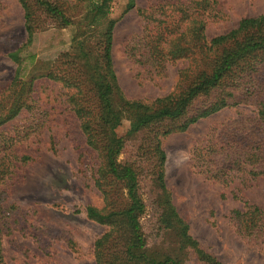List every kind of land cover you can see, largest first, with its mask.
<instances>
[{
  "label": "trees",
  "instance_id": "16d2710c",
  "mask_svg": "<svg viewBox=\"0 0 264 264\" xmlns=\"http://www.w3.org/2000/svg\"><path fill=\"white\" fill-rule=\"evenodd\" d=\"M18 2L27 39L7 54L16 70L9 86L0 90V129L34 113L37 80L46 78L67 91L66 103L79 120L87 145L100 159L95 185L104 197V207L86 208L90 221L108 228L95 242V264H181L173 257L159 259L148 252L141 221L146 204L139 191L143 168L118 159L127 140L138 132L144 134L141 150L150 156L151 180L160 191L156 202L161 229L173 231L181 248L200 263L222 264L192 238L188 224L172 204L162 141L224 110L253 107L254 113L239 114L215 128L207 142L194 150L193 159L201 174L224 185L236 179L246 182L264 177V15L242 19L236 29L209 39L208 25L225 18L216 0H171L147 10L137 9L143 34L128 45V58L157 75H163L167 65L185 64L171 94L144 102L126 99L114 71L117 21L110 17L113 0ZM136 8V0H128L126 13ZM101 22L105 28L92 46L89 35ZM78 23L82 29L70 49L43 73L26 78L28 68L33 66L32 72L38 67L36 56L25 54L37 35L48 26L66 29ZM22 134L29 137L31 132L17 131L15 137L0 134V264L3 233L15 210L4 205L2 187L19 165L32 161L29 156L19 157L12 147ZM234 218L242 235L264 232V212L257 206L246 204L244 211L234 212Z\"/></svg>",
  "mask_w": 264,
  "mask_h": 264
},
{
  "label": "rangeland",
  "instance_id": "374dc122",
  "mask_svg": "<svg viewBox=\"0 0 264 264\" xmlns=\"http://www.w3.org/2000/svg\"><path fill=\"white\" fill-rule=\"evenodd\" d=\"M167 1L171 0H136L137 8L128 13V0H113L111 5L110 17L117 21L113 67L128 100L151 102L171 94L185 65H167L165 73L157 75L127 56L128 45L143 34V21L137 9L147 10ZM216 1L225 18L208 25L209 39L236 29L242 19L264 15V0ZM104 28L103 22L98 23L89 35L92 46ZM81 29L82 24L78 23L66 29L48 26L40 32L25 53L36 56L38 67L32 72L33 66L28 68L26 78L46 71L50 63L70 49ZM26 39L24 13L18 0H0V90L9 86L16 70L7 54L20 48ZM34 90V113L0 129L3 137H15L17 131L29 130L31 135L18 136L12 147L19 157L32 158L28 164L19 165L2 187L4 205L15 207L8 230L3 233L2 264H95V242L108 230L86 216L87 207L103 208L105 203L95 185L100 165L98 153L87 145L80 122L66 103L67 91L61 85L42 78L35 82ZM254 111L250 106L227 109L162 141L166 153L165 182L172 204L188 224L192 238L222 264H264V232L242 235L234 218V212L244 211L246 204L264 212V177L248 178L246 182L236 179L224 185L200 173L193 152L207 142L215 128L239 114ZM143 140L142 132L130 137L118 159H128L143 168L139 191L146 204L141 221L148 252L154 258L170 256L181 264H202L181 248L173 231L162 230L158 224L160 212L156 201L160 191L151 180L152 161L149 155L144 156L147 150H141Z\"/></svg>",
  "mask_w": 264,
  "mask_h": 264
}]
</instances>
